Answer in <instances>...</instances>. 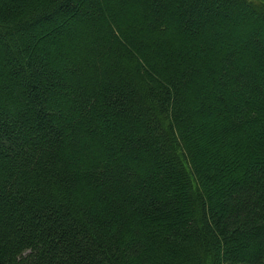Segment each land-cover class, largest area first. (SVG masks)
Returning a JSON list of instances; mask_svg holds the SVG:
<instances>
[{
	"label": "trees",
	"instance_id": "16d2710c",
	"mask_svg": "<svg viewBox=\"0 0 264 264\" xmlns=\"http://www.w3.org/2000/svg\"><path fill=\"white\" fill-rule=\"evenodd\" d=\"M0 264H264V0H0Z\"/></svg>",
	"mask_w": 264,
	"mask_h": 264
}]
</instances>
